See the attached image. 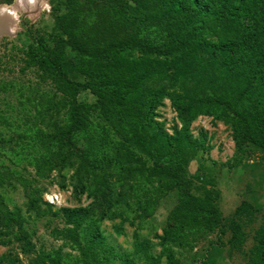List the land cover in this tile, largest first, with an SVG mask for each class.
I'll return each mask as SVG.
<instances>
[{
  "label": "rangeland",
  "instance_id": "374dc122",
  "mask_svg": "<svg viewBox=\"0 0 264 264\" xmlns=\"http://www.w3.org/2000/svg\"><path fill=\"white\" fill-rule=\"evenodd\" d=\"M55 1L17 9L13 30L0 32V171L9 169L10 176L0 194L8 207L24 212L27 235L0 245V264H44L41 260L48 263L56 254L61 264H124L118 254L128 264H264L257 254L264 231V150L251 142L236 144L223 108L218 116L199 113L188 125L193 138L206 135L208 149L188 144L178 154L165 149L160 137L149 138L143 149L136 143L141 136L135 137L127 122L121 127L98 118L94 97L81 91L75 99L90 107L87 128L62 140L60 154L51 161L56 143L48 131L67 126L73 95L41 75L29 51L55 30ZM0 4L13 6L15 0ZM69 75L80 77L74 70ZM38 99L47 116L34 121ZM156 113L168 134L173 127L182 129L169 97ZM173 170L199 202L218 206V223L209 228L188 220L168 224L169 212L182 199ZM29 192L41 197L40 214L26 210ZM50 193L58 195L56 203L48 201ZM232 223L239 225L236 235ZM96 228L113 252L92 244Z\"/></svg>",
  "mask_w": 264,
  "mask_h": 264
},
{
  "label": "trees",
  "instance_id": "16d2710c",
  "mask_svg": "<svg viewBox=\"0 0 264 264\" xmlns=\"http://www.w3.org/2000/svg\"><path fill=\"white\" fill-rule=\"evenodd\" d=\"M51 12L55 30L29 51L41 75L72 90L69 123L48 131L56 143L51 161L60 154L62 140L87 128L90 107L75 99L81 91L94 97L98 118L114 120L121 127L122 121L127 122L135 137L141 136L136 143L143 149L149 138L159 137L165 149L178 154L188 144L208 149L206 135L202 140L193 138L188 125L199 113L218 116L223 108L236 144L251 142L264 150V0H56ZM71 70L80 77L71 78ZM166 96L183 122L182 129L173 127L172 134L155 119ZM36 102L33 120H44L47 109L40 99ZM7 170L0 171V186L10 178ZM171 174L182 199L169 212L168 224L180 226L188 220L209 228L218 223V206L209 200L199 202L187 181L178 180L175 170ZM25 196L26 210L40 214L41 197L33 192ZM25 220L22 209L8 207L0 194V245L11 236L26 240ZM232 224L236 235L239 225ZM92 238L93 245L114 251L97 228ZM257 254L264 262V231L258 237ZM123 255L118 257L128 264ZM41 262L61 264V257L56 254L48 257V263Z\"/></svg>",
  "mask_w": 264,
  "mask_h": 264
},
{
  "label": "bare ground",
  "instance_id": "6f19581e",
  "mask_svg": "<svg viewBox=\"0 0 264 264\" xmlns=\"http://www.w3.org/2000/svg\"><path fill=\"white\" fill-rule=\"evenodd\" d=\"M43 1L34 0V3H30L29 0H15L13 6L0 4V32L8 33L13 30L14 24L17 22V9H38Z\"/></svg>",
  "mask_w": 264,
  "mask_h": 264
},
{
  "label": "built area",
  "instance_id": "2783aa9c",
  "mask_svg": "<svg viewBox=\"0 0 264 264\" xmlns=\"http://www.w3.org/2000/svg\"><path fill=\"white\" fill-rule=\"evenodd\" d=\"M48 201L52 204L56 203L58 201V195L56 193L48 194Z\"/></svg>",
  "mask_w": 264,
  "mask_h": 264
},
{
  "label": "clouds",
  "instance_id": "9594fccd",
  "mask_svg": "<svg viewBox=\"0 0 264 264\" xmlns=\"http://www.w3.org/2000/svg\"><path fill=\"white\" fill-rule=\"evenodd\" d=\"M30 3H34V0H29Z\"/></svg>",
  "mask_w": 264,
  "mask_h": 264
}]
</instances>
